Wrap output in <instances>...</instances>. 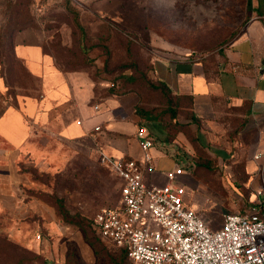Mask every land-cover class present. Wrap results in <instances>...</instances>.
<instances>
[{"label":"crops","instance_id":"1","mask_svg":"<svg viewBox=\"0 0 264 264\" xmlns=\"http://www.w3.org/2000/svg\"><path fill=\"white\" fill-rule=\"evenodd\" d=\"M74 1L99 17L146 23L149 0ZM161 2L173 7L175 0ZM252 8L255 14L217 50L154 49L149 74L153 85L147 81L145 90H111L88 71L64 70L46 48L43 30L17 31L13 54L25 73L39 79L40 95L21 88L25 92L12 96L0 62V215L12 220L9 239L47 253L51 264H65L50 232L56 214L29 194L30 180L22 171L28 164L25 158L41 151L36 125L57 145V152L70 145L138 160H143V151L137 130L145 127L154 139V179L165 183V172L183 165L187 171L176 180L186 187V203L207 224L222 226L223 218L209 215L219 202L230 210L226 212L247 211L264 187V1L252 0ZM150 89L160 91L163 100L152 102ZM35 226L44 236H27ZM79 263L106 264L94 257Z\"/></svg>","mask_w":264,"mask_h":264},{"label":"rangeland","instance_id":"2","mask_svg":"<svg viewBox=\"0 0 264 264\" xmlns=\"http://www.w3.org/2000/svg\"><path fill=\"white\" fill-rule=\"evenodd\" d=\"M247 1L175 0L171 7L161 0H149L146 23L124 24L115 18L99 17L74 0H0V60L7 72L9 90L25 92L21 84L27 83L21 64L12 53L14 36L21 30L15 27L17 21L44 31L46 48L58 67L88 71L118 90H145L147 81L153 85L149 74L154 49L166 46L194 53L217 50L255 14ZM33 86L31 89L29 82V93L37 97L38 78ZM155 91L148 90L151 101L163 100L162 93ZM34 129L43 133L39 135L41 151L25 158L28 164L22 170L30 180L29 194L48 203L56 214L50 232L65 264H80L89 257L102 259L106 264H114V259H123L119 264H134L124 260L128 256L120 248L103 241L93 225L99 209L119 203L121 178L101 163L100 150L79 151L68 145L57 152V145L47 140L41 126ZM212 186L225 189L224 185ZM219 203L209 215L221 221L230 210ZM6 226L0 217V264H51L47 253L12 242L4 230ZM39 232L44 236L35 226L26 234L33 238Z\"/></svg>","mask_w":264,"mask_h":264},{"label":"built area","instance_id":"3","mask_svg":"<svg viewBox=\"0 0 264 264\" xmlns=\"http://www.w3.org/2000/svg\"><path fill=\"white\" fill-rule=\"evenodd\" d=\"M137 137L143 160L100 150L101 163L122 183L119 203L93 217L98 236L126 251L134 264H264V187L247 211L226 212L222 226L212 228L186 203V187L176 180L187 169L178 164L158 183L154 139L145 127Z\"/></svg>","mask_w":264,"mask_h":264},{"label":"trees","instance_id":"4","mask_svg":"<svg viewBox=\"0 0 264 264\" xmlns=\"http://www.w3.org/2000/svg\"><path fill=\"white\" fill-rule=\"evenodd\" d=\"M263 1H264V0H263ZM247 3H248V7H249V8H252V0H248ZM258 12H259L260 14H262L260 9H258ZM25 23H26L25 21H17V22L15 23V27H19L20 29L25 28L26 25H27V24H25ZM12 53H13V48H12ZM13 57H14V59H15L16 61H18V62L21 64L20 66H21V69H22L23 74H24L23 80L27 82L25 85L21 84V88L28 89V94H31V93H29V82H30V85H31V89H33V88H34V86H33L34 79L31 77V75H30L28 72H26L27 74L25 73V68H24L23 64H22L19 60H17V59L15 58L14 54H13ZM0 62H2V61L0 60ZM2 63H3V62H2ZM8 83H9V82H8ZM113 89H116V87H111V90H113ZM117 90H118V89H116V91H117ZM119 91H121V90H119ZM8 92H9L12 96H15V94H16V93H14V92H12V91H10V90H9ZM22 171H23V170H22ZM23 172H24V171H23ZM60 205H61V204H60ZM61 208H62V205H61ZM0 217H1L2 220H5V223L7 224V226L4 228V230L7 232L8 228L10 227V224H11L12 220H11L10 217H8V216L0 215ZM3 227H4V226H3ZM123 251H124V250H123ZM124 253H126V251H124ZM126 255H127V253H126Z\"/></svg>","mask_w":264,"mask_h":264}]
</instances>
